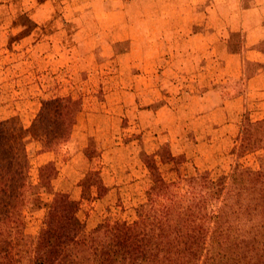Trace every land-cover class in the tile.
I'll return each mask as SVG.
<instances>
[{
  "label": "rangeland",
  "instance_id": "rangeland-1",
  "mask_svg": "<svg viewBox=\"0 0 264 264\" xmlns=\"http://www.w3.org/2000/svg\"><path fill=\"white\" fill-rule=\"evenodd\" d=\"M36 3L0 9V220L27 243L67 195L91 246L70 264H110L101 225L264 245V0ZM209 250L191 264L264 257Z\"/></svg>",
  "mask_w": 264,
  "mask_h": 264
},
{
  "label": "trees",
  "instance_id": "trees-1",
  "mask_svg": "<svg viewBox=\"0 0 264 264\" xmlns=\"http://www.w3.org/2000/svg\"><path fill=\"white\" fill-rule=\"evenodd\" d=\"M41 179L47 181L48 177L42 174ZM89 188L90 186L86 187V193ZM22 196L18 194L14 200L19 202ZM26 202L28 200L24 203ZM33 202L36 200L33 199ZM17 206L19 205H14V209ZM44 209L40 231L35 237L29 238L27 243L23 239L21 221H12L11 211L0 220V264H70L67 257L69 251L78 247L91 248L88 246L89 242L86 243V225L78 217L80 205H72L65 194H56ZM182 228L180 225V228L173 226L168 230L163 227L157 229L156 226L142 229L140 222H137L123 227L120 232L101 225L94 233H102L107 239L106 255L110 264H191L198 259L199 249L206 250L208 247L209 251L224 249L234 256L236 252L246 250V254L242 256L244 260L255 253L264 255V245L253 239L254 225L244 231L241 247L232 240V232L237 230V226L233 228L232 225L216 224L214 232L217 238L210 239L209 242L208 234L206 238L184 237L180 233ZM169 235H172L171 240H164L163 237ZM222 258L232 259L226 256ZM256 261L255 264H264V257H257Z\"/></svg>",
  "mask_w": 264,
  "mask_h": 264
},
{
  "label": "crops",
  "instance_id": "crops-1",
  "mask_svg": "<svg viewBox=\"0 0 264 264\" xmlns=\"http://www.w3.org/2000/svg\"><path fill=\"white\" fill-rule=\"evenodd\" d=\"M5 1L6 0H0V9L2 10V11H4L5 10V8H7V6L5 5ZM21 2H23V3H34L35 1H37V3H36V5L37 6H40L43 10H45L46 11V15H47V19H48V13L51 15V10H50V4H52V3H55V2H57V1H61V0H20ZM40 1V2H39ZM31 5V4H30ZM25 11H27V12H31L32 10H31V8H32V6L30 7V6H24V7H22ZM27 15H29L30 17H33V15H32V13H30V14H27ZM52 16V15H51Z\"/></svg>",
  "mask_w": 264,
  "mask_h": 264
}]
</instances>
